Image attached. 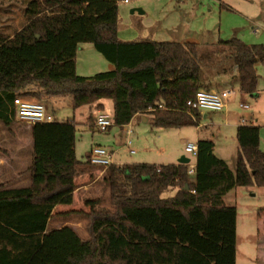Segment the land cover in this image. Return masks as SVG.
<instances>
[{
  "label": "trees",
  "instance_id": "trees-1",
  "mask_svg": "<svg viewBox=\"0 0 264 264\" xmlns=\"http://www.w3.org/2000/svg\"><path fill=\"white\" fill-rule=\"evenodd\" d=\"M122 1L27 0V23L0 35V124L15 121L18 97L67 96L73 109H102V101H112L120 128L138 115H150L156 128L194 126L186 103L199 90L210 91L202 64L215 57L218 76L236 78L239 92L256 94L264 44L233 38L202 52L191 42H123L117 37ZM81 44H92L114 69L78 76ZM193 114L199 121L201 114ZM75 133L70 120L30 126L29 185L0 186V264H235L237 212L223 197L236 187L264 188L259 128H237L233 171L215 156L210 139L196 142L192 177L183 164L106 167L113 212L87 215L88 239L71 226L48 228L57 206L73 204L80 171L95 167L90 151L84 163L77 159ZM168 191L175 193L163 198Z\"/></svg>",
  "mask_w": 264,
  "mask_h": 264
},
{
  "label": "rangeland",
  "instance_id": "rangeland-1",
  "mask_svg": "<svg viewBox=\"0 0 264 264\" xmlns=\"http://www.w3.org/2000/svg\"><path fill=\"white\" fill-rule=\"evenodd\" d=\"M27 0H0V35L12 36L27 23ZM117 37L120 41H142L170 43H196L201 51L209 52L216 48L219 41L238 39L247 46L264 44V0H127L118 3ZM221 63L214 58L202 64L205 86L210 91L229 89V100L224 111H203L199 126L182 128H156L150 115H138L132 119L130 128L112 125L106 132H100L93 124L98 114L109 116L113 121V104L104 100L102 109L94 105L73 109L69 97L42 98L32 97L23 100L39 102L47 108L56 122L74 121L75 154L79 161L85 162L87 153L94 147H103L114 154L115 164H170L178 163L185 156L194 163L191 153L185 152L187 144H196L198 139H210L217 144L216 154L225 158L234 170L237 154V125L259 128L261 150L264 151V127L258 125L254 117L257 101L264 104V64L257 63L258 82L255 95L239 92L236 78L222 76L220 82L215 68ZM76 74L92 77L108 72L114 66L99 54L92 44H81L75 56ZM246 106L241 109L240 107ZM91 118V121L89 119ZM234 124L237 128L232 127ZM242 124V125H241ZM19 133V146L15 148V176H11L14 187L29 185L28 168L31 163L32 145L30 125L14 121L9 127ZM131 134L126 133L127 130ZM0 131L7 128L0 124ZM131 145L127 147V142ZM4 145L1 144V148ZM0 148V151L2 150ZM134 153L131 154L130 151ZM2 154V152H1ZM179 154V155H178ZM178 156V157H177ZM120 166V165H118ZM106 169L86 166L75 179V207L79 210L71 217L63 215L64 220L77 221V232L82 239H88L87 215L91 212H113L109 202V191L105 184ZM83 184H90L85 194L77 192ZM168 191L163 197L173 195ZM87 200V202H85ZM85 202V205H84ZM227 205L236 208V261L235 264H264V188L236 187L225 199ZM89 203V204H88ZM61 213L51 217L49 229L55 228ZM67 216V218H65Z\"/></svg>",
  "mask_w": 264,
  "mask_h": 264
},
{
  "label": "built area",
  "instance_id": "built-area-1",
  "mask_svg": "<svg viewBox=\"0 0 264 264\" xmlns=\"http://www.w3.org/2000/svg\"><path fill=\"white\" fill-rule=\"evenodd\" d=\"M229 94V89L218 92L205 90H199L196 92L194 98L186 103L192 121L199 126V121L196 119L193 112H199L202 114L203 111L218 112L226 109ZM13 106L15 121L28 123L30 126L35 124H48L55 121L52 114L47 111L45 105L39 102H31L18 97L14 100ZM241 107L246 108V106L242 105ZM93 124L100 132H106L112 127L113 121H111L107 115L98 114L95 117ZM126 127L130 128L129 126ZM126 133L130 135V129L127 130ZM185 144V152L191 153L193 157H195L197 150L196 144ZM126 145L129 147L131 142L128 141ZM130 153L133 154L134 152L131 150ZM113 156V153L107 151L103 147H94L90 150L89 161L92 166L105 169L108 166L116 165L113 161ZM187 165L189 167L188 175L192 177L194 175V163L191 164L189 160Z\"/></svg>",
  "mask_w": 264,
  "mask_h": 264
},
{
  "label": "crops",
  "instance_id": "crops-1",
  "mask_svg": "<svg viewBox=\"0 0 264 264\" xmlns=\"http://www.w3.org/2000/svg\"><path fill=\"white\" fill-rule=\"evenodd\" d=\"M220 82L221 83L224 82L223 77L220 79ZM96 106H97V104H96ZM103 107H104V105H103ZM240 108L243 109V107H240ZM224 110H225L224 115L227 118L228 117V115H227L228 109L227 110L224 109ZM208 112L215 113L213 111H208ZM218 112H221V111H218ZM254 114H255L254 119L257 122V124L264 127V104L262 103V101H257L255 103ZM202 118H203V113L201 114L200 119H202ZM131 122H132V120H131ZM131 122L126 126H130ZM236 125H237V127L240 126L239 124H236ZM231 126L234 128H237L234 124H232ZM260 136H261V132L259 133V138H260ZM19 137H20L19 133L18 132L16 133L15 131L11 130L10 128H7L6 132L0 131V148H1V144L4 145L1 148L2 150L0 151V186L3 185L4 188H6V189L23 188V187H14L12 182H11V178H10L11 176H15L17 174L15 172L16 170L14 169V165L19 160V158L14 156V154H15L14 151H15L17 143H18L17 147L19 146V143H20L19 139H18ZM198 140H202V139H198ZM30 141H31V139H30ZM183 143L185 144L186 141H183ZM216 147H217V144L214 143V154H215V156L222 159L227 164V162H226L225 158H223V156L216 154ZM259 147H260V149H262L261 148V140L259 141ZM1 152H2V154H1ZM123 164L124 163H119L116 165H123ZM170 164H173V163H170ZM174 164H178V163H174ZM154 165H168V164H154ZM227 166L229 167L228 164H227ZM229 169L232 170L230 167H229ZM90 186H91L90 184H86V185L83 184V186H82L83 189L77 188L76 191L81 192L82 194H85L87 191H84V190L90 188ZM231 191L223 197V202L226 206H230V205L226 204L225 199L229 196ZM163 196H164V194L162 195V197ZM85 202H87V200H85ZM85 202H84V205H85ZM55 210H57V213H61L60 216L57 217L59 219H63V215H66V214H69L68 217L73 216L74 215L73 213H76L79 211L75 207V196H74V201H73L72 205H70V206H57L53 210L52 216L55 213ZM65 218H67V216H65ZM58 222L59 223H58L57 227H55L53 229H58V228H61L64 226H71L75 231H77V228H78L76 226V225H78L77 221H74V220H68L67 221V220L63 219V222L62 221H58ZM49 223H50V221H49ZM48 228H49V224H48Z\"/></svg>",
  "mask_w": 264,
  "mask_h": 264
},
{
  "label": "water",
  "instance_id": "water-1",
  "mask_svg": "<svg viewBox=\"0 0 264 264\" xmlns=\"http://www.w3.org/2000/svg\"><path fill=\"white\" fill-rule=\"evenodd\" d=\"M189 163V159L185 156H181L178 160V164L187 165ZM185 190H187V187H185Z\"/></svg>",
  "mask_w": 264,
  "mask_h": 264
}]
</instances>
